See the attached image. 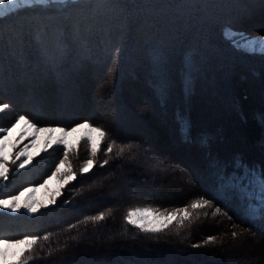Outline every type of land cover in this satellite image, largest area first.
<instances>
[{
	"label": "trees",
	"instance_id": "obj_1",
	"mask_svg": "<svg viewBox=\"0 0 264 264\" xmlns=\"http://www.w3.org/2000/svg\"><path fill=\"white\" fill-rule=\"evenodd\" d=\"M226 30L264 36V0H73L0 21V103L9 104L0 127L23 114L39 126L87 121L108 133L91 172L79 173L90 157L87 142L69 153L77 180L56 205L34 217L0 213L5 238H41L30 264H163L156 251L170 252L173 243L213 245L200 239L213 236L200 230L205 216L222 220L217 236L224 244L258 236L243 237L236 248L251 264H264V219L249 213L259 189L241 190L264 172V53L238 51ZM181 124L190 136L181 135ZM109 143L115 147L106 156ZM60 159L63 146L54 145L9 173L0 191L38 185ZM104 159L109 163L100 167ZM145 160L161 171H184L185 192L108 200L104 194L119 174L140 191L155 171ZM137 163L147 171L130 173ZM197 200L211 207L159 233L125 218L135 207L174 209ZM100 213L104 220L88 219Z\"/></svg>",
	"mask_w": 264,
	"mask_h": 264
},
{
	"label": "snow or ice",
	"instance_id": "obj_2",
	"mask_svg": "<svg viewBox=\"0 0 264 264\" xmlns=\"http://www.w3.org/2000/svg\"><path fill=\"white\" fill-rule=\"evenodd\" d=\"M37 6L31 0H0V9H3V15L0 21L6 19L8 15L18 14L20 11ZM225 38L229 39L233 47L238 51L264 53V39H249L244 33H233L231 30L225 31ZM9 108V104L0 103V113ZM40 121L34 122L27 115H19L18 118L7 128L0 127V189H2L9 180L10 165H16L15 172L25 169L31 165L36 157L42 152H47L54 145L63 146V159L55 164V170L39 183L37 186L24 187L16 193L5 194L0 191V213L5 210L12 214H23L34 217L42 209H49L56 205L58 198L64 194V189L77 180V170L69 162V153L74 148H78L82 140L89 144L90 157L85 159L79 168L80 174H87L98 164L97 156L101 152V145L108 137V133L100 127H94L91 123L79 122L74 127H48L39 126ZM181 135L190 136V127L187 124L180 125ZM31 147L25 145L17 150L18 146L25 139H29ZM114 143L106 146L105 155L112 153ZM124 148H119L117 154H122ZM19 162V163H18ZM108 159H104L100 167L107 165ZM15 174V173H14ZM258 187L259 201L256 204L249 205V213L252 216H259L264 219V172L253 175L248 187H242V192L248 194V188ZM67 203V201H64ZM191 209L199 210L211 207V201L192 202ZM219 208L215 213H219ZM110 214V213H109ZM207 215V214H206ZM192 212L187 207L176 211H169L166 214L155 212L151 209H135L126 213V220L139 228L143 232L159 233L167 229L174 222L183 226L185 221L190 220ZM93 222H99L105 219V213L88 218ZM74 227V226H71ZM236 233H233L235 236ZM40 237L37 235H24L22 238H5L0 233V264H30L34 259L31 255L35 246L39 243ZM45 241L49 236L43 237ZM214 237H208L206 242H212ZM199 246V245H194Z\"/></svg>",
	"mask_w": 264,
	"mask_h": 264
},
{
	"label": "rangeland",
	"instance_id": "obj_3",
	"mask_svg": "<svg viewBox=\"0 0 264 264\" xmlns=\"http://www.w3.org/2000/svg\"><path fill=\"white\" fill-rule=\"evenodd\" d=\"M68 1H73V0H31V2L36 4V5L42 4V5H47V6H52L56 3L62 4V3L68 2ZM2 15H3V9H0V16H2ZM8 16H10V15H8ZM232 32L235 34V33H240L241 31H239V32L232 31ZM244 35L246 37H248L249 39H264V36H248L246 34H244ZM262 43H264V42H262ZM255 52L262 53L259 51H255ZM47 126L48 127H56L54 125L53 126L47 125ZM138 135L140 137H141V135L143 136L142 133H141V135L140 134H138ZM146 135H148V134H146ZM145 137H147V136H145ZM30 140H31V138L25 139L24 141H22V143L18 146L17 150L22 149L25 145H28L29 147H31ZM81 142H87V141L82 140ZM148 159H150V158H148ZM147 160H145V161H146V163H148V166H149L148 168H153V169H155V171L154 172L150 171V173H147L146 179L143 181L144 183L142 184L143 186L141 188H139L140 191L135 192V189L138 188L136 186L137 184H132L131 186H129V185L127 186V180L130 179L129 175H127V174L125 175V173L119 174V176H117L116 180H114L113 183L111 184V187H110L108 193L104 194L105 196H107V198H109L108 200H112L113 202L114 201L120 202L123 200V197L125 199H130L131 197L138 196V195L143 196V195H146L148 193L151 194L150 195L151 197L153 195L155 197L166 196V198H168L170 196V191L172 189H178L181 193L185 192L183 190L184 189L183 185H186L188 183V178H187V175L184 174L185 173L184 171L175 170L171 166H169V168L166 169V171H161L160 170L161 167H156V166L152 167L151 166L152 163H150ZM135 166L136 167H132V170L129 171L130 173L135 172V171L144 172L146 170V169H144L145 168L144 163H137V165H135ZM15 168H16V165H10V174L16 173ZM174 168H176V167H174ZM21 170H24V169H21ZM30 186H37V185H30ZM27 187H29V186H27ZM114 190H117V191L119 190L120 192L118 194L117 193L113 194L112 192ZM162 190L164 192H162ZM182 190H183V192H182ZM161 193H162V195H161ZM171 198H172V196H171ZM197 201L202 202V200H197ZM197 201H195V202H197ZM190 205H191V203L188 205L187 208L190 212H192V217H196L197 214H200V216H201V214H203L202 211L204 209L193 210V209H191ZM146 208L151 209L155 212H161V213L166 214L169 211H176V210L182 209L184 207L174 208V209H154V208H151L148 206H139V207H135L129 211H132L135 209L143 210ZM205 209H207V207ZM4 212H7V211L5 210ZM173 224H179V223L174 222ZM196 228H199V227H196ZM196 228H195V230H198ZM212 228H216V231L211 230ZM221 229H223L222 220L209 219V218H207V216H205V222H203V224L201 225L200 230H204L206 235L207 234L213 235V236H211V237H214L213 245H210V244L206 245L204 243V245H201L200 248L199 247L193 248L190 246V243L187 244V242H185V244H183V242H182V244L178 243L177 246L175 245V243H173L172 245L169 246L170 249L172 250L170 252L164 251V253H159V252H157L158 250L156 251V255H155L156 261H157L156 263L161 262L163 264H251L252 263L251 259L248 258L249 256L246 253L238 254V252H237L238 250L236 248V245L237 246L239 245V241H242L244 239L243 237H251L252 240H257L258 236L253 235V234L250 235V233H246V234H243V236H237L238 241L234 242L233 244L227 245V244H224L225 241L220 240L219 235L217 236V233L220 232ZM208 231H210V232H208ZM194 235H196V233L192 234V236H194ZM208 237H210V236H205L203 238L201 236L200 239H203L206 242L208 240ZM193 241H195V240H193ZM200 243L203 244L202 242H200ZM235 243H238V244H235ZM141 247H144V246L141 245ZM162 249H164V248H162ZM158 254H160V255H158Z\"/></svg>",
	"mask_w": 264,
	"mask_h": 264
}]
</instances>
